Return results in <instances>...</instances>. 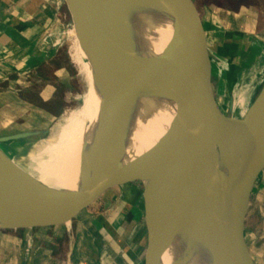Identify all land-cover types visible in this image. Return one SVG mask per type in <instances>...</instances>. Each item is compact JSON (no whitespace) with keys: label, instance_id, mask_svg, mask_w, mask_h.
<instances>
[{"label":"water","instance_id":"obj_1","mask_svg":"<svg viewBox=\"0 0 264 264\" xmlns=\"http://www.w3.org/2000/svg\"><path fill=\"white\" fill-rule=\"evenodd\" d=\"M64 1L75 40L89 55L104 87L102 125L89 163L91 175L80 170L88 186L79 190L44 191L43 197L31 206L33 216H25L4 194L5 172L11 168L12 160L0 147V238L54 243L70 237L80 215L109 189L152 178L151 192L143 183L147 223L144 264H162L158 255L172 243L185 216L193 220L209 242V264H244L246 258L251 259L245 239L246 216L264 174V76L245 115L233 117L230 75L234 43L230 31L206 18L194 0H158L166 5L172 19L170 46L201 70L204 78L186 108L166 173L158 175L145 154L125 164L116 154L132 89L150 85L154 80L153 66L160 67L165 61L158 56L138 55L130 46L131 27L123 5L139 0ZM219 59L226 63L220 75L215 71ZM82 76L87 88V74ZM218 95L228 101L227 111ZM222 131L231 133L244 146L239 162L228 171L226 184L218 177L215 160L216 141ZM48 132L49 129H38L23 133L39 136ZM16 134L0 136V145ZM45 226L59 233L46 231Z\"/></svg>","mask_w":264,"mask_h":264},{"label":"bare ground","instance_id":"obj_2","mask_svg":"<svg viewBox=\"0 0 264 264\" xmlns=\"http://www.w3.org/2000/svg\"><path fill=\"white\" fill-rule=\"evenodd\" d=\"M123 9L129 16L132 50L144 57H161L165 64L153 66L154 80L150 85L133 87L116 155L126 164L145 154L158 175H164L186 108L204 74L170 46L172 19L163 2H126ZM259 44L251 39L242 55L252 56ZM71 57L79 72L87 74L89 82L80 106L69 111L63 123L56 125L45 139L21 132L0 145L2 150L13 154H9L12 166L5 172L4 194L13 208L25 216H33L31 206L46 190H79L88 186L80 170L91 175L89 163L102 125L104 87L78 40L71 48ZM237 102L234 99V105ZM247 109L240 111L238 116H234L232 110V116L240 118ZM243 151L244 146L231 133L222 131L218 135L215 160L222 183H227L228 171L239 162ZM143 183L147 192H151L153 179H145ZM154 231L157 233L158 229L154 227ZM211 256L204 233L185 216L172 243L160 252L158 260L162 264H209ZM244 264H248L247 258Z\"/></svg>","mask_w":264,"mask_h":264},{"label":"crops","instance_id":"obj_3","mask_svg":"<svg viewBox=\"0 0 264 264\" xmlns=\"http://www.w3.org/2000/svg\"><path fill=\"white\" fill-rule=\"evenodd\" d=\"M194 1L206 18L230 31L239 55L248 48L251 39L261 44L257 9L251 0H220L213 3L215 8ZM64 7V0H0V136L47 129L59 116L47 104L56 98L57 87L69 84L72 79L68 64L54 67L63 46ZM261 49L251 58L264 63ZM49 70L52 72L46 76ZM234 70L235 65L230 75L232 90L237 81ZM51 231L59 233L58 229ZM99 232L103 234V227ZM33 242L0 238V264H126L123 254L119 260L104 259L103 247L99 248L100 258L95 260L87 252L82 257H72L74 246L80 243L79 236L74 238L72 250L61 259H56L50 242Z\"/></svg>","mask_w":264,"mask_h":264},{"label":"rangeland","instance_id":"obj_4","mask_svg":"<svg viewBox=\"0 0 264 264\" xmlns=\"http://www.w3.org/2000/svg\"><path fill=\"white\" fill-rule=\"evenodd\" d=\"M197 1L207 8H215L216 6L213 3L220 2V0ZM243 2H247V0H243ZM251 2L254 4V8L257 9V29L261 39L260 42L263 44L264 0H251ZM61 13L64 22V33L61 35L63 46L54 67L68 64L72 79L69 84L59 85L56 98L52 103L47 104L53 107L52 109L57 111L59 116L47 128L49 132L46 135L37 136L43 139L54 131L56 125L63 123L69 111L80 106L85 92V82L82 74L74 62L71 65V48L76 43L74 40L75 35L72 32V19L66 7L62 9ZM261 44L258 47L263 48L260 55L261 53L264 54V45ZM238 55V51L234 49L233 62L235 65L234 71L237 72V81L233 86L232 95L238 101L234 105V116H238L240 111L246 110L250 106L261 88V81L264 76V63L260 59L253 60L251 56ZM215 71L218 75L223 74V71L219 70L218 67ZM51 72L46 71L45 75L47 76V73ZM214 83L217 87L216 79ZM227 89H225L226 94H228ZM218 99L223 109L227 111L228 101H224L225 98L220 95H218ZM10 155L13 156V154ZM143 192L144 186L141 181L109 189L95 204L80 215L78 221L75 222L74 229L71 228L72 234L70 237L58 239L56 242L51 243L50 246L54 247L56 259L66 256L68 251L72 250L74 238L79 236L80 243L78 246H74L72 257L78 255L82 257L84 252H87L95 260L100 258L99 248L103 247L104 259L110 257L112 261L119 260L121 254H123L126 264H144L147 249V223ZM247 215L245 239L251 256V259L247 258L248 264H251V262L253 264H264V174L252 194ZM100 227L101 229L103 227V234L99 232ZM137 232L138 236L136 238ZM31 247H34V245H31Z\"/></svg>","mask_w":264,"mask_h":264},{"label":"flooded vegetation","instance_id":"obj_5","mask_svg":"<svg viewBox=\"0 0 264 264\" xmlns=\"http://www.w3.org/2000/svg\"><path fill=\"white\" fill-rule=\"evenodd\" d=\"M259 49H261V48H257V49L253 52L252 56H253V55H256V53H257V51H258ZM221 61H222V59H219V60L217 61V67L219 68V70H222V71L224 72V69H226V65H225V64H222ZM223 68H224V69H223Z\"/></svg>","mask_w":264,"mask_h":264},{"label":"trees","instance_id":"obj_6","mask_svg":"<svg viewBox=\"0 0 264 264\" xmlns=\"http://www.w3.org/2000/svg\"><path fill=\"white\" fill-rule=\"evenodd\" d=\"M221 63H222V64H226L225 61H223V60L221 61ZM223 69H224V68H223ZM224 70H225V69H224Z\"/></svg>","mask_w":264,"mask_h":264}]
</instances>
